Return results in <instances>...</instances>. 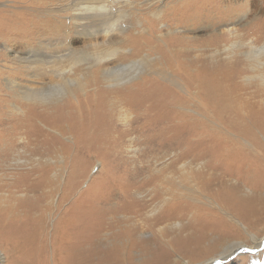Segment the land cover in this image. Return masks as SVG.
I'll return each instance as SVG.
<instances>
[{"label": "rangeland", "instance_id": "374dc122", "mask_svg": "<svg viewBox=\"0 0 264 264\" xmlns=\"http://www.w3.org/2000/svg\"><path fill=\"white\" fill-rule=\"evenodd\" d=\"M124 1L131 2V8L129 6L125 8L129 25H134L141 19L150 23L152 27V36L145 40L144 45H141L142 51L145 54L154 55L153 57L157 59L161 58L162 53H167L159 62L164 65L177 62L175 69H180V72L171 74L173 77H170V81L159 78L158 81L153 79L146 84L152 87L158 82L170 91L163 102L169 97L173 99L167 107V113L168 116L174 117L173 125L178 123L182 125L180 137L190 145H195L194 143H200V138L206 136L200 135L202 128H204L203 131L209 130L228 135L218 121L207 119L198 109L197 88L210 68L215 67L216 64H222L223 60L227 62L226 55L217 59L206 54L202 59L199 58L196 65H192L191 60L195 57L192 50L195 46L190 44L177 47V44L187 41L186 34L189 37L204 38L205 34L213 30L219 33L235 25L246 23H249L246 32L254 28L258 31L263 30V34L255 39L257 43H263L264 0H227V2H233V9H239L237 13L240 16L210 30L203 28L185 30L183 26L177 25L179 21L185 19L187 9L191 5L199 7L208 0ZM65 3L66 0L63 2L59 0H0V14L18 13L17 15L20 14L25 18L54 16L59 15L57 12L61 13ZM210 4L217 5L216 2H210ZM159 11L162 19L155 24L149 18L152 14H158ZM61 16L65 21H70L68 15L61 13ZM15 22L19 21L15 19ZM163 23L171 26L165 27L166 30L163 29L164 32H170L169 39H163L160 34L164 27ZM250 27L254 28L249 29ZM131 32L136 34L135 31ZM215 35L208 37V41L215 44L219 39L218 42H220L221 39L216 38ZM173 37H180V41L173 42ZM36 43L39 44L40 41L32 44ZM204 43L206 44V40ZM83 44L78 43V46ZM26 45L30 44L23 46ZM221 45L224 44L221 43ZM9 46L6 48L3 43L0 44V213L9 214L4 211L20 202V207L21 204H25V207L20 209L21 212L18 209L16 215L19 216V213L23 215V210H30V222H33L36 217H41V223L46 225L48 232L46 247L49 253L46 264H85L80 261L79 246L74 241L71 242L73 260L70 263L56 261L51 253L53 251L51 235L58 222L84 223L79 218L71 220L69 215L78 213L86 206L92 215L96 212L101 214L98 222L93 216L88 224V227H92L94 223H97L101 229L98 237L93 238L92 243L85 246L86 249L99 250L90 264H99L106 258H109L106 264H199L209 259H217L224 248L233 242L241 243L244 248L235 251L231 258H227L228 260L213 264H264L263 245L255 250L252 249L256 243L254 239L264 237V220L254 224L243 221L238 217L241 214L235 212L231 202L236 198L264 202V136L261 134L264 121L254 126L251 123L246 138L238 137L237 148H240L242 154L240 160H227L224 156V148L219 152L216 146L209 145L211 154L200 157L193 163V170H198L197 163L200 164L201 169H204L200 172L206 173V178L210 181L209 190H204L201 185L193 181L191 183L185 177L180 167L183 161L175 166L174 179L164 180L163 185V177L155 178L159 174L157 168L159 165H169L170 158L173 156L175 159L177 152L165 154L163 150L157 152L150 149L148 146L152 147V144L147 146L146 143H141L137 157L131 158L132 156L128 153L129 144L126 142L120 143L110 155L106 151H102V154L95 153L94 150L82 151V145L76 143L74 136L83 123L82 111L73 106V102H76L73 98L77 94H66L48 107L30 108L26 99L23 98L21 87L26 84L31 85V82L36 80L34 77L36 72L29 70L17 58L23 55L19 46L15 49ZM205 49V47L202 48L203 52H207L204 51ZM4 53H8L6 58L1 57ZM238 57L246 60L241 54ZM233 64V61H229V65ZM38 68L45 69L41 63ZM234 68L231 70V83L235 82L242 87L237 90V92L241 91V96L235 92L237 99L244 103L250 101L257 105H264V84L258 80H252L248 84L247 76L251 73L256 74L251 71L249 61L237 62ZM167 72L170 73V71ZM257 73L259 74L258 70ZM196 75L201 76L194 78ZM144 80L119 86L118 88L122 89L118 91L135 90L139 86L137 84ZM190 85H192L191 90L188 89ZM97 89L103 91L109 88L101 83ZM97 89L92 87L89 90L93 93ZM107 93H103L102 111L114 121L116 120L113 123V129L116 132L112 135V139H115L121 131L115 128L119 124L116 111H111V107L106 104ZM175 98L183 99L184 103L175 102ZM188 98L191 100H187ZM67 100L70 103L65 106ZM109 100L111 101L108 97V104ZM148 108L149 106L138 109L136 114L138 121L133 125L135 131L146 129L147 117L149 113H152ZM167 113L163 115L166 116ZM124 128L126 127H122L123 130ZM195 134L198 136L196 137ZM125 139H129L128 136ZM99 148L100 145L95 149ZM65 151L67 153H64ZM202 152L203 150L200 153ZM214 170L215 173H212ZM84 171L83 176H80L79 173ZM225 172L232 173L225 174L227 175L225 177L223 176ZM214 174L217 175V179L211 181ZM127 176L134 177L140 189L138 191L133 189L132 199L128 198L127 202L134 200L136 204L142 206L144 202L140 201L150 198L152 194L155 195L154 202L157 201L154 204L156 208L150 211L152 202H149V206L145 205L148 209H126L133 213L126 215L125 209L120 208L125 204L122 202L116 207L119 209L116 214L107 215L109 206L106 205L105 199L112 197L114 191L113 189L107 191L108 186L116 181V178ZM104 177L108 178L103 179ZM228 188L232 191H227ZM147 190L150 191L142 194ZM146 195L149 197H144ZM165 200L169 202L166 203ZM112 204L116 206L115 201ZM230 212L233 213L232 216ZM260 217L264 218V209ZM237 223H241L244 227ZM10 227L12 225L9 224V218L6 216L0 221V264H10L9 258L16 254L18 258H24V254L20 251L12 249L14 251L9 252L8 246H5V244H15L8 235L1 236ZM127 230L132 231V242L129 236L131 234H126ZM113 232L122 236L111 240L110 236ZM116 245H124L126 251L120 247L118 253L111 252L110 250Z\"/></svg>", "mask_w": 264, "mask_h": 264}, {"label": "bare ground", "instance_id": "6f19581e", "mask_svg": "<svg viewBox=\"0 0 264 264\" xmlns=\"http://www.w3.org/2000/svg\"><path fill=\"white\" fill-rule=\"evenodd\" d=\"M59 1L63 2L65 0ZM210 2H216L217 5H211ZM232 3L227 2V0H208L199 7L191 5L187 9L185 19L179 21L177 25L183 26L185 30L200 28L210 30V28L218 27L220 24L227 23L226 21H231L240 16L237 13L239 9H233ZM130 4L131 2L124 0H66L61 13L68 15L70 21H65L60 12H57L59 15L54 16L29 18L21 17L20 14L17 15L18 13L0 14V31H2L0 32V38H2L0 44L3 43L6 48L10 44L9 48L12 47L13 49L19 46L21 52L23 51V55L17 58L29 70L36 72L34 74L36 80L31 82V85L26 84L21 87L23 98L26 99L30 108L48 107V105L56 103L59 100L58 98L66 94H77L73 98L76 101L73 102V106L82 111L83 123L82 127L74 133V136L76 143L82 145V151L90 152L94 150L95 153L100 154H102V151H106L110 155L120 143L126 142V144H129L128 153L133 158L137 157L141 143H146L147 146L152 144V147H148L154 149L153 151L163 150L165 154H168V152L178 153L175 159L173 156L170 158L169 165H159L157 168L159 174L155 178L163 177V185L165 184L164 180L174 179L175 166L183 161L180 167L185 177L191 183L193 181L195 184L201 185L204 190H209L210 181L206 178V173L200 172L204 169H201L200 164L197 163L196 168L198 170H193V163L199 160L200 157L211 154L209 145L216 146L219 152L224 148V156L227 160H240L242 154L240 148H237L238 137L246 138L251 123L254 126L260 125L264 121V105H257L250 101L244 103L237 99L235 92L240 95L241 91L237 92V90L242 89V87L235 82L234 84L231 83V70L235 69L234 66L237 62L244 63L247 60L252 67L251 71L256 72V74L251 73L247 76L248 84L252 80H258L264 84V42L257 43V40L255 41L263 34V30L258 31L256 28L250 27L249 29H254L246 32V28L249 26V23H246L235 25L231 29H225L219 33L213 30L209 34H205L204 38L189 37L186 34L187 41H181L177 44V47L190 44L195 46L192 50L195 54L194 59L191 60L192 65H196L199 58L202 59L206 54L217 59L226 55L227 59V62L223 60L222 64H216L218 67L213 66L210 68L206 72L203 82L197 88L200 104H198V109L207 119L218 121L228 135L210 132L209 130L203 131L204 128H202L200 135L204 134L206 136L200 138V143L193 142L195 145H190L189 142L180 137L182 125H178L180 123L173 125L174 117L168 116L167 107L173 99L169 97L167 101H163L166 96H169L170 91L158 82L154 83L152 87L146 86L147 82L153 79L158 81L161 78L170 81V77H173L171 74L180 72V69H175L177 62L166 65L159 62L167 53H162L161 58L157 59L153 57L154 55L145 54L142 51L143 47L141 45H144L145 40L152 36V27H150V23L141 19L134 25L127 23L128 13L125 8L127 6L131 8ZM15 19L21 24L18 25ZM161 19L160 11L158 14H152L149 18L155 24L160 22ZM162 26H164L160 33L162 38L169 39L171 37L170 32H164L163 29L171 26L165 23ZM131 31H135L136 34H132ZM214 34H216V38L221 39L220 42L217 39L215 44L208 41V37ZM101 39L102 41H100ZM38 40L40 41L39 44H32ZM205 40L206 44L204 43ZM172 41L179 42L180 37H173ZM19 43L30 45L24 47ZM78 43L84 44L78 46ZM221 43L224 45H221ZM203 47L206 48L204 51L207 52H203ZM239 54L245 56L246 60L238 57ZM7 55L8 53H4L1 57L6 58ZM229 61H233L234 64L229 65ZM40 63L45 69L40 70L38 68ZM167 71H170V73ZM200 76L196 75L194 78ZM143 79L145 80L138 83L139 86L135 87V90L118 91L122 89L118 88L119 86L127 83L131 85ZM101 83L106 84L109 89L98 90V85ZM92 87H96L97 91L91 93L89 89ZM191 87L192 85L188 86V89L191 90ZM103 93H107V96L111 99L108 104V97L106 96V104L111 107V111L114 112L115 110L118 115L117 121H119V124L115 128L121 132L117 134L115 139H112V135L116 132L113 129V123L116 120L114 121V119H111L112 117L110 118L106 112L102 111L104 106ZM187 100L190 101L191 98ZM65 102L67 103L65 106L70 103L69 100ZM175 102L184 103V100L175 98ZM147 106H149L148 109L152 113H149L147 117L146 129L135 131L133 125L138 121L136 119L138 109ZM163 113H167V115L164 116ZM124 126L126 127L125 130L122 129ZM261 134L264 136V125ZM127 136L129 139L126 140ZM195 136L197 137L198 134H195ZM255 139L259 142L257 137ZM99 145L100 148L95 149ZM259 146L262 149L260 142ZM202 150L203 152L200 153ZM157 163L159 162L157 161ZM84 173L85 171L80 172L79 175L83 176ZM212 173H215V170ZM231 173L225 172L223 176L226 177L225 174ZM29 175L33 174L29 173ZM107 178L104 177L103 179ZM24 179L27 180V177L24 176ZM215 179H217V175L214 174L211 181ZM110 189L115 192L110 191L112 197H106L105 199L106 205L109 206L107 215L116 214L119 211L116 207L122 202H125V204L120 208L125 209L126 215L133 214L126 209H146L149 202H152L150 211L156 208L154 204L157 201L154 202L155 195L152 194H150V198L140 201L144 202L142 206L136 204L134 200L127 202L128 198L132 199L131 191L133 189L140 190L134 177H118L116 181L108 186L107 191ZM148 191L150 190L143 191L142 194ZM227 191H232V189L228 188ZM113 201H115L116 206L112 204ZM165 202L168 203L169 200H165ZM231 202L235 212L241 214L238 217L243 221L254 224L264 220L260 217L262 209H264V202L256 199L243 200L241 198L232 199ZM146 204L148 206H145ZM19 207L20 202L4 211L12 217L9 214L0 213V221L7 216L9 224L12 225L1 236L8 235L15 241V244L12 245L4 243L5 246H8L9 252L15 249L24 254H22L24 258H18V254L10 257V264H46L49 253V249L46 247L47 227L41 223V217H36L33 222H30V210H23V215L20 213L19 216L16 215L17 210L20 211L21 208L25 207V204H21V207ZM231 214L233 215L230 212ZM93 216L96 217L98 222L101 214L96 212L92 215L86 206L78 213L69 215L71 220L79 218L84 223L58 222L54 226L51 235V248L53 250L51 253L56 261L70 263L73 260L71 242L74 241L79 246L81 263L90 264L92 262L99 250L97 248L86 249L85 246L90 245L93 238L98 237L101 233L97 223H94L92 227H88ZM237 224L244 227L241 223ZM126 234H131L129 236L132 242V231L127 230ZM121 236V234L113 232L110 239L115 240ZM4 240H7V238H4ZM203 240H205L204 237ZM254 241L256 243L252 249L255 250L260 245L264 247V237L256 238ZM120 247L126 251L124 245H116L110 251L118 253ZM243 248L239 242L230 243L217 259H209V261H203L199 264H213L221 262V260H228L234 255L235 251ZM108 259L101 260L99 264H106Z\"/></svg>", "mask_w": 264, "mask_h": 264}]
</instances>
